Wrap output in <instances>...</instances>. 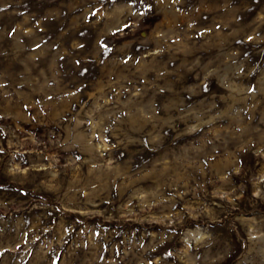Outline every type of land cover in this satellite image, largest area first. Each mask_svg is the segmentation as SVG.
<instances>
[{
  "label": "rangeland",
  "instance_id": "374dc122",
  "mask_svg": "<svg viewBox=\"0 0 264 264\" xmlns=\"http://www.w3.org/2000/svg\"><path fill=\"white\" fill-rule=\"evenodd\" d=\"M0 264H264V0H0Z\"/></svg>",
  "mask_w": 264,
  "mask_h": 264
}]
</instances>
